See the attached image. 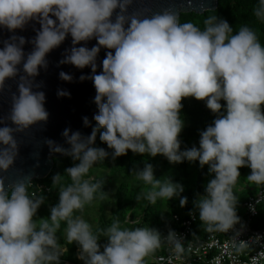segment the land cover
Masks as SVG:
<instances>
[{"label":"clouds","instance_id":"obj_1","mask_svg":"<svg viewBox=\"0 0 264 264\" xmlns=\"http://www.w3.org/2000/svg\"><path fill=\"white\" fill-rule=\"evenodd\" d=\"M132 3L0 0V29L13 34L0 41V94L8 80L18 77L10 111L0 116V264H61L56 236L61 222L66 223V242L79 246L78 259L83 264H146V257L165 243L177 258L183 253V239L175 231L162 236L149 227L122 228L119 219L94 231L82 215H75L107 196L102 181L84 178L109 158L108 151L95 146L98 134L112 150L113 161L131 150L151 158L163 156L172 164L187 160L199 161L201 168L208 166L214 178L194 201L208 233L234 232L233 238L240 234L234 188L241 168L251 169L246 178L249 184L264 189V46L257 32L244 25L233 34L227 20L216 15L203 20V29L193 22L181 23L170 9L151 17L139 12L129 15ZM253 15L264 23V0H258ZM32 21L40 29L31 41L33 50L26 55L28 41L15 33ZM69 35L72 47L59 63L91 68V75L80 80H91L96 89V126L89 136L65 129L62 135L68 148L46 141L51 153L71 157L75 163L52 177L49 191L58 189L59 202L50 208L49 217L37 218L45 196L30 191L33 182L28 176L6 186L5 174L19 155L17 134H27L48 121L45 93L34 90L42 86L35 78L41 68L47 70L48 54ZM92 39L97 41L92 48L78 46ZM101 48L109 51L98 74ZM59 76L66 82L73 80L63 71ZM69 95L58 91L60 97ZM189 97L205 101L217 118L200 133L199 148L181 151L182 100ZM83 122L91 126L87 117ZM131 174L144 185L136 195L138 202L155 205L184 191L170 176L158 179L147 161ZM187 203L186 197L180 198L181 207ZM190 215L195 218V213ZM101 237L107 240L103 251Z\"/></svg>","mask_w":264,"mask_h":264},{"label":"trees","instance_id":"obj_2","mask_svg":"<svg viewBox=\"0 0 264 264\" xmlns=\"http://www.w3.org/2000/svg\"><path fill=\"white\" fill-rule=\"evenodd\" d=\"M257 3L258 0H218V7L216 10L206 11L202 13V15H197L196 13H182L179 16L180 22H193L197 24L201 29H203V20L208 15H216L217 17L227 20V22L233 27V34H235L240 26L244 25H247L250 28L254 29L257 32L260 43L262 44V46H264V23L258 21L253 15V8L257 5ZM221 103L222 105L226 106V102L221 101ZM181 118L184 121L185 126L179 136V139L181 138V151H184L193 147L199 148L200 133L202 131H205L208 126L212 125L217 117L207 108L205 101H197L194 97H189L182 100ZM95 126L96 121L93 120L92 128ZM95 146L104 148L106 151H108L109 158L103 163L95 165L90 170L88 175L84 177L85 179H89L91 176H93L95 170L97 169L100 171L109 170L111 174H121L123 175L124 179L129 180L134 177L131 172L137 169H142L146 161L153 166L155 175L158 173L160 167H164L165 170H170L172 167H174L178 172H180V176H182L183 178H186L194 168H199V170H201L199 161L189 162L185 160L182 163L172 164L163 156L158 155L155 158H151L148 156L133 154L131 150L128 151L127 155L118 157L117 159H115V161H113L111 159L112 150L108 149L107 145L101 142L99 134L97 135ZM74 163L75 161H73L71 157L53 159V167L50 174L43 180L33 181L32 187H35L37 184L43 186V189L37 195L45 196V203L38 210L37 218L49 217L50 208L53 207V201L58 200L59 198L58 189L49 191V188L52 184V177L56 173L63 174L64 170L68 167L73 166ZM249 169L250 168L248 167H243L240 169L241 176L238 179V182L240 184L246 182L245 176ZM201 172L202 175L199 179V182H197L195 185H188L187 181H185V184L182 185L185 192L183 191L180 194V198L186 197L188 200L187 205L181 207L180 199L178 203H175L172 199L168 204V210L165 211L162 215H159L158 211L149 203H147L146 207L143 209L139 216L131 215L130 212L132 211L133 203L131 201H126L127 186L124 183L120 184L115 191V207L112 211L111 216L106 217L104 214H101L98 217V226L96 228L105 229L111 225L114 219H119L122 228L149 227L159 231L161 235H166L168 234L169 230H175V227H173L174 225L171 222V215L173 213H177L180 216H183L189 211H194L196 213L197 221L193 226L192 236H201L203 234V228L199 220V214L198 212H196V209L194 207V201L198 198V194H205V189L201 188V180L204 172ZM95 180H100L103 182V191H105L106 181L103 179ZM67 183L68 181L65 180V184ZM247 187V189L245 188L244 190L237 192L234 189V192L238 197L237 207L256 190L250 189L249 185H247ZM44 189H48V192H45ZM263 209L264 205L259 207V216L254 221L256 225L264 222ZM162 221H165V224L161 225L160 223ZM157 225L160 226L155 229ZM65 228L66 223L61 222V227L56 234L57 240L60 246L63 244L66 248L65 258L70 260L72 264H77L75 251L79 246L76 244H68L66 242V239L64 237ZM99 243L101 245V251H103V245L107 243L106 238L101 237Z\"/></svg>","mask_w":264,"mask_h":264},{"label":"water","instance_id":"obj_3","mask_svg":"<svg viewBox=\"0 0 264 264\" xmlns=\"http://www.w3.org/2000/svg\"><path fill=\"white\" fill-rule=\"evenodd\" d=\"M218 7V0H133L128 9V14L141 13L151 17L154 14L162 13L170 9L178 16L182 13H196L202 15L207 10L214 11ZM119 11V10H117ZM53 19H55L53 17ZM115 20V14L113 21ZM40 29L39 23L32 21L23 30H17L15 35L23 36L28 43L24 46L27 55L33 50L31 41L36 36V31ZM12 33L6 29H0V41L8 40ZM97 44L95 39L86 44L78 46L92 48ZM3 45L0 44V47ZM72 47V38L69 35L66 40L56 49L51 51L46 57L48 62L47 70L41 68L39 75L35 78V83L42 85L35 91L45 93V108L49 113L46 123L34 126L27 134H17L16 139L19 143V155L13 168L6 175V186L8 183L15 182L21 177L28 176L31 181L43 180L51 172L53 159H60L63 156L53 154L46 143L52 140L55 143L68 148L62 133L65 129L72 132L79 131L83 136H89L92 132V122L94 115L98 113L97 105L94 102L96 89L91 80H80L81 76H90L91 68L86 67L81 70L73 65L60 64L65 52ZM107 49L101 48L97 57V72H102V61L105 58ZM21 74L22 73V66ZM63 71L73 77L71 82L63 81L59 73ZM18 77L15 80L6 82L5 90L0 94V116H7L11 106V95L17 91ZM64 90L70 95L65 97L58 96V91ZM87 117L91 126L86 127L83 118ZM9 126H12L9 122Z\"/></svg>","mask_w":264,"mask_h":264},{"label":"built area","instance_id":"obj_4","mask_svg":"<svg viewBox=\"0 0 264 264\" xmlns=\"http://www.w3.org/2000/svg\"><path fill=\"white\" fill-rule=\"evenodd\" d=\"M43 186L37 184L30 191L37 194ZM48 192V189H44ZM259 201V203H257ZM264 205V189H257L248 196L236 209L240 223L236 230L240 233L235 238L234 232L208 233L203 230L201 236H192L193 226L197 221L196 213L189 211L180 216L171 215L175 231L183 240L184 251L177 254L166 243L153 254L146 257V263L155 264H264V222L256 225L259 207ZM190 213H195L193 218ZM264 214V209H263ZM129 220V219H128ZM162 236H167L162 235ZM66 248L61 252V264H72L65 258ZM79 248L75 251L77 264H83L78 259Z\"/></svg>","mask_w":264,"mask_h":264},{"label":"rangeland","instance_id":"obj_5","mask_svg":"<svg viewBox=\"0 0 264 264\" xmlns=\"http://www.w3.org/2000/svg\"><path fill=\"white\" fill-rule=\"evenodd\" d=\"M185 126V125H184ZM181 139V138H180ZM179 139V140H180ZM198 145V144H197ZM200 166V165H199ZM194 168L191 173L186 177L183 178L180 176V172H178L174 167H172L170 170H165L164 167H160L158 170V173L155 175L158 179L163 178L165 176H170L173 180L174 183H178L180 185L185 184L184 182L187 181L188 185H195L197 182H199V179L202 175V172H204L201 180V188L205 189L207 183L210 181V179L213 178V175L209 174L208 166H205L201 168ZM172 170V171H171ZM170 171V172H169ZM251 174V169L246 174L249 176ZM95 178V179H103L106 181V189L105 192L107 193V196L104 200H99L98 198L93 201V203L89 206H86L83 210V212H77L75 215H82V217L88 221L90 224H92L93 229H95L98 226V217L101 214H104L106 217H110L112 214V211L114 209V195L117 187L124 183L126 184L127 188V194H126V201L127 202H132V211L130 212L131 215H137L139 216L140 213L143 211V209L146 207L147 202L146 201H140L138 202L136 200V195L140 192L141 188L144 187L143 183L141 181H137L135 177H132L129 180L124 179L123 175L121 174H111L110 171H100V170H95L94 175L91 176L90 178ZM247 185H249L250 189L255 190L257 187L254 185H251L247 182L240 184L237 182L235 186V191H241L244 190L245 188L247 189ZM185 192V191H184ZM175 203L179 202L180 196L179 197H174L172 198ZM171 199V200H172ZM162 201L158 200L155 205H152L157 211L159 215H162L165 211L168 210V204L171 201ZM59 202L58 200L53 201V207L56 206ZM138 218V217H136ZM161 225L165 224V221H162L160 223ZM157 225L156 228H158ZM64 237H65V231H64ZM79 248V247H78ZM64 250V245H61L60 251L63 252Z\"/></svg>","mask_w":264,"mask_h":264}]
</instances>
